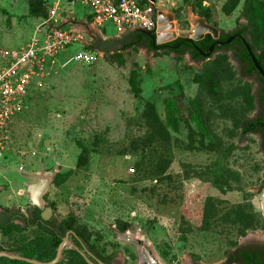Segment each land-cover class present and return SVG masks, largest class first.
Segmentation results:
<instances>
[{"label":"rangeland","instance_id":"1","mask_svg":"<svg viewBox=\"0 0 264 264\" xmlns=\"http://www.w3.org/2000/svg\"><path fill=\"white\" fill-rule=\"evenodd\" d=\"M41 2L45 8L55 0H0V53L29 41ZM155 6L174 14V31L192 30L189 8L197 15L206 8L208 23L221 32L248 24L244 0H156ZM103 31L118 34L112 23ZM248 36L260 53L264 27L253 26ZM219 55L226 56L231 77L208 94L194 74ZM65 57L10 123L0 178L14 188L3 189L0 198L21 203L20 167L53 174L45 217L63 221L113 264H143L144 257L112 227L146 242L161 264H225L241 245L264 238V148L258 134L240 128L245 118L261 114L257 79L246 76L238 60L222 51L196 62L188 53L155 52L144 43L102 54L92 65ZM5 63L0 54V68ZM166 100L175 103L173 118ZM241 215L253 227L246 228ZM41 236L47 238L36 228L17 227L3 251L16 253L9 248Z\"/></svg>","mask_w":264,"mask_h":264},{"label":"built area","instance_id":"2","mask_svg":"<svg viewBox=\"0 0 264 264\" xmlns=\"http://www.w3.org/2000/svg\"><path fill=\"white\" fill-rule=\"evenodd\" d=\"M44 7L47 15L39 18L29 41L0 53L6 60L0 68V156L10 141L12 119L24 111L31 95L45 88L46 80L64 56L67 63L84 65H92L101 56L84 45L85 35L69 14L74 15L80 7L88 9L97 27L111 22L118 34L131 28L157 29V9L151 0H55L52 6ZM76 46L80 49L70 54Z\"/></svg>","mask_w":264,"mask_h":264},{"label":"trees","instance_id":"3","mask_svg":"<svg viewBox=\"0 0 264 264\" xmlns=\"http://www.w3.org/2000/svg\"><path fill=\"white\" fill-rule=\"evenodd\" d=\"M188 1V0H186ZM245 1V11L244 15L248 19V24L241 27V29H236L231 32H222L220 39L221 40H228L230 37L239 33H247L249 30L256 26L258 28L264 27V0H244ZM41 2V15L39 17H45L47 15V11L45 8L42 7ZM195 12V11H194ZM208 10L206 8H201L200 16L204 17L208 22L207 17ZM147 38V35L139 33V32H131L129 33L125 39L123 40H103L100 39L96 43V47L99 51L104 52L105 54L111 52H117L121 50L130 49L138 44H141L143 41L148 39V47L151 51L159 52L165 51L168 53H175L177 56H181L183 54H190L193 61L199 62L201 60L207 59L205 56L201 54L200 51L204 53H208L211 46L216 42V40L211 35H206L204 39L190 43L186 40V38L178 37L177 39L160 44L155 45L153 44V38ZM252 49L256 51L254 45L249 41ZM239 47L236 59L244 66L247 67L248 75L252 73H257V69L252 62V59L240 38L236 37L233 42L229 45L225 46H217L213 53L210 55L211 58L216 53L228 50H236ZM257 60L261 64L262 68L264 69V48L261 49V52L257 55ZM228 62L227 58L224 55H219L218 58L215 60L210 61V64L204 67L203 69H199L194 74V82L197 83L202 89L206 90L208 94H215L217 93L220 84L226 80L227 78L231 77L230 70L227 69ZM262 80V78H261ZM264 83V81L262 80ZM130 84L133 89H137V84L135 78H131ZM244 96L247 102V106L252 108L253 104V96L251 95L249 90H245ZM192 100L191 102L196 106L195 101ZM261 102L264 103V88L261 95ZM166 104L168 106V116L173 118V113L176 111V106L173 100H166ZM197 107V106H196ZM199 118H196V121ZM255 122V123H254ZM199 124V121H197ZM173 122H170L168 125L172 126ZM264 124V118H260L258 121H251L249 118H245L240 125V128L243 130V133L247 134L252 131L262 130ZM200 125V124H199ZM201 126V125H200ZM168 133V132H167ZM83 155V154H82ZM71 175V171L68 173L61 175L56 179V183H61L66 181L69 176ZM61 177V178H60ZM248 222L246 228L253 227V220L248 218L245 215L240 216V222ZM19 222V223H16ZM22 228V229H32L36 228L46 234L47 238L44 236L38 237L35 240H30L29 242L17 246L15 248H9V250L16 252L17 254H22L31 259H37L43 262L52 261L56 254L57 249L62 242L63 238L66 234L71 231L69 227L63 221H60L57 217H52L48 220L42 217V210L38 207H31L25 212L21 211L20 209L13 208L10 210L0 211V230L2 231L4 236H8L10 230L15 228ZM122 231L121 229H119ZM124 232V231H122ZM73 244L79 247L81 250L83 249V244L88 248L90 252L95 254L100 260L105 262L106 264H112L113 257L106 256L100 254L96 248L90 246L89 244L85 243L81 237H71ZM8 250L3 247H0V251ZM245 261L247 264H257L256 263V255L245 254ZM65 264H88L85 258L78 252L76 249H72L69 252L67 258L62 261ZM60 262L59 264H62ZM0 264H30L20 260H11L8 258L1 257Z\"/></svg>","mask_w":264,"mask_h":264},{"label":"water","instance_id":"4","mask_svg":"<svg viewBox=\"0 0 264 264\" xmlns=\"http://www.w3.org/2000/svg\"><path fill=\"white\" fill-rule=\"evenodd\" d=\"M151 1L153 3L156 2V0H151ZM188 21L191 24V28H192L191 31H180L179 28H177V31H174L175 28L174 14L158 11L156 31H146V30H140V31L148 36H152L153 33H156V38H153V40L156 44L159 45L173 41L178 37L186 38L188 42L194 43L204 39L206 35H211L216 40V42L211 46L208 53H204L200 51L201 54L205 56L207 59L210 57V55L213 53L214 49L217 46L229 45L231 42L234 41L236 37H240L252 59V62L254 63L255 68L257 69L259 74L262 75L264 78V69L262 68L261 64L258 62L257 55L252 49L250 43L247 41L246 37L244 36L242 37L241 35L237 34L230 37L228 40L225 41L221 40L220 36L222 32L218 28L209 24L204 17L197 15L194 12L193 8H189L188 10ZM212 57H214V55ZM24 178L28 183L27 192L30 195V200L32 205L40 209H44L46 207V203L43 199V196L46 194L51 183L54 180L53 175H50L49 177H45L39 175L33 176L28 174L25 175ZM262 197H264V193ZM112 229L120 239L136 245L139 251L143 252V257H144L143 264H161L160 261L152 253L151 249L149 248V245L146 242H144L142 239L130 237L126 232H122L117 228L112 227ZM71 236L77 237V235L74 232L69 231L66 234V236L63 238L62 242L60 243L55 258L49 262H43L37 259H31L22 254L12 253L8 251H0V258L4 257L11 260H20L30 264H59L63 260L66 247H71L72 249H76L78 252H80L88 264H106L98 257L94 256L84 244H83V249L81 250L79 247L74 245L73 242L70 243L69 239ZM146 250H148L149 255L151 256L150 260L146 256V252H144Z\"/></svg>","mask_w":264,"mask_h":264},{"label":"crops","instance_id":"5","mask_svg":"<svg viewBox=\"0 0 264 264\" xmlns=\"http://www.w3.org/2000/svg\"><path fill=\"white\" fill-rule=\"evenodd\" d=\"M157 13H158V10H157ZM69 19L73 22V24L76 26V28H78L79 30H81L84 33V35H85L84 45H86V47H88L92 50L100 52L101 55L105 54V53L99 51V49L96 47V43L100 39L118 40L119 41V40L125 39V37L131 32H140V29L131 28L130 30H128L127 32H125L123 34L107 36L104 33V31H106V29L103 31V28H105V26L111 22H107L105 25H103L102 28H99L95 25L93 16L91 15L90 11L88 9H83L81 7L76 9L74 15L69 14ZM78 49H80V46H76V47L70 49L69 53L71 54ZM28 174L33 175V176L39 175V176H45V177H49L50 175H53V174H48L45 171H39V170L36 172L35 171L25 172V170L22 171V178L24 181H22L21 184H19L20 187H18L16 189L17 195L22 197L21 203L16 204V203L12 202V199L10 197H8L6 200L5 199L3 200L2 198H0V211H5V210L17 208V209H20L21 211L25 212L26 210H28L29 208L34 206V205H32L31 200H30V195L27 192V184L28 183L24 178V176L28 175ZM3 178H5V177H3ZM3 178H0V193L5 188L11 189V190L14 188V184L12 185L13 181H11V182L5 181V180L3 181ZM51 185H52V183H51ZM51 185H50V187H51ZM50 187H49L48 191L50 190ZM48 191L46 192V194L48 193ZM45 195L43 196V199H44ZM23 198H25L26 200H23ZM45 203H46V201H45ZM47 208L48 207H47V203H46V207L44 209H41L42 210V217L46 220L52 218V217H50V215L48 218L45 217V211L44 210H47ZM16 223H19V222H16ZM5 242H6V236H4L2 231L0 230V247L7 249Z\"/></svg>","mask_w":264,"mask_h":264},{"label":"flooded vegetation","instance_id":"6","mask_svg":"<svg viewBox=\"0 0 264 264\" xmlns=\"http://www.w3.org/2000/svg\"><path fill=\"white\" fill-rule=\"evenodd\" d=\"M239 29H241V28H239ZM139 33H142V32L140 31ZM153 34H155L154 38H156V33H153ZM237 34L241 35L242 37L243 36L246 37L247 41L249 42V36H248L247 33H239L238 32ZM152 36H148L147 35V38L149 39V37H152ZM238 38H240V37H238ZM148 39H146L142 43H144V45H146V47L149 49V47H148V43H149ZM241 41H242V39H241ZM153 44L159 45V44H156L154 42V40H153ZM238 50H240L239 47H237L236 50H228V51H225V52L230 53L236 59V56H237L236 52ZM254 52L256 53V55L259 54L257 51H254ZM239 64H240V66L242 68V72L246 76H248V77L255 76L256 79H257L258 100H259V106H258V109H257L258 111L257 112L261 111V114H257L254 118H249V120L258 121L260 118H262V119L264 118V103L261 102V95H262V91H263V88H264V83L262 82V80L264 81V78H263L262 75L259 74L258 71H257V73H252V74L248 75L247 67L242 65L240 62H239ZM261 78H262V80H261ZM247 134H258L261 137L262 146L264 148V124H263V129L262 130L259 129V130L252 131V132L247 133ZM263 193H264V184H263V189H262V195H263ZM263 214H264V209H263ZM71 237H74V236H71ZM245 254L256 255V263L257 264H264V238L263 239H252V240H249V242L247 241L245 244H243L239 248H237V250L233 251L232 253H230L228 255L227 261H226L225 264H247L246 261H245V257H244ZM93 255L96 256L95 254H93ZM112 264H113V262H112Z\"/></svg>","mask_w":264,"mask_h":264},{"label":"bare ground","instance_id":"7","mask_svg":"<svg viewBox=\"0 0 264 264\" xmlns=\"http://www.w3.org/2000/svg\"><path fill=\"white\" fill-rule=\"evenodd\" d=\"M262 202H263V205H264V197H262Z\"/></svg>","mask_w":264,"mask_h":264}]
</instances>
